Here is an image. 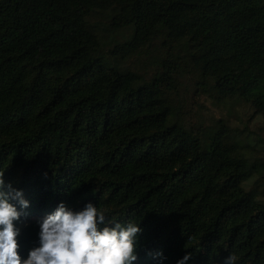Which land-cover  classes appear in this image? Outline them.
<instances>
[{
    "label": "trees",
    "instance_id": "1",
    "mask_svg": "<svg viewBox=\"0 0 264 264\" xmlns=\"http://www.w3.org/2000/svg\"><path fill=\"white\" fill-rule=\"evenodd\" d=\"M190 87L264 118V0H0L22 258L38 220L92 202L139 224L134 264H264V137L185 117Z\"/></svg>",
    "mask_w": 264,
    "mask_h": 264
},
{
    "label": "clouds",
    "instance_id": "2",
    "mask_svg": "<svg viewBox=\"0 0 264 264\" xmlns=\"http://www.w3.org/2000/svg\"><path fill=\"white\" fill-rule=\"evenodd\" d=\"M0 171V264H134L138 259L139 224L122 223L109 216L92 202L74 211L60 203L54 212L38 220V246L28 250L27 258L19 254L16 227L21 208L29 207L22 190L6 184ZM154 259H165L160 252L149 253ZM192 256L186 254L177 264H185ZM237 257L229 254L224 264H235Z\"/></svg>",
    "mask_w": 264,
    "mask_h": 264
},
{
    "label": "rangeland",
    "instance_id": "3",
    "mask_svg": "<svg viewBox=\"0 0 264 264\" xmlns=\"http://www.w3.org/2000/svg\"><path fill=\"white\" fill-rule=\"evenodd\" d=\"M100 18L103 21L102 27H107L104 26L106 25V20L103 17ZM129 38V36H121L120 40L124 41ZM180 99L184 101L181 104L182 113L187 118H191L194 121L202 119L206 121V124L223 120L235 130H250L264 137V118L255 115L250 119L252 111L246 105H242V103L232 105L227 102H217L206 94L195 96L193 87H190L187 93L180 91Z\"/></svg>",
    "mask_w": 264,
    "mask_h": 264
}]
</instances>
